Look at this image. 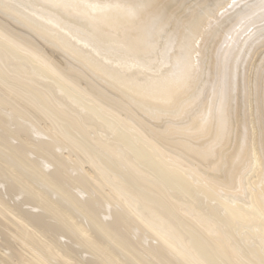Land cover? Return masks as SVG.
<instances>
[{
  "label": "bare ground",
  "instance_id": "bare-ground-1",
  "mask_svg": "<svg viewBox=\"0 0 264 264\" xmlns=\"http://www.w3.org/2000/svg\"><path fill=\"white\" fill-rule=\"evenodd\" d=\"M0 264H264V0H0Z\"/></svg>",
  "mask_w": 264,
  "mask_h": 264
}]
</instances>
